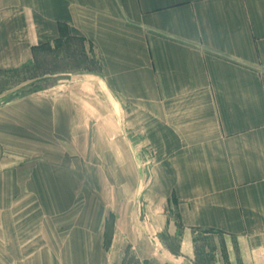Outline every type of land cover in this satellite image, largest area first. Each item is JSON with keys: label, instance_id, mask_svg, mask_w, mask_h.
<instances>
[{"label": "crops", "instance_id": "1", "mask_svg": "<svg viewBox=\"0 0 264 264\" xmlns=\"http://www.w3.org/2000/svg\"><path fill=\"white\" fill-rule=\"evenodd\" d=\"M52 42L58 58L80 44L118 101L146 112L147 137L174 156L182 223L210 231L217 264H264V0H0V70ZM51 218L29 244L3 222L0 264L67 250L85 264L90 217L73 244Z\"/></svg>", "mask_w": 264, "mask_h": 264}, {"label": "rangeland", "instance_id": "2", "mask_svg": "<svg viewBox=\"0 0 264 264\" xmlns=\"http://www.w3.org/2000/svg\"><path fill=\"white\" fill-rule=\"evenodd\" d=\"M71 49L58 58L46 43L0 70V226L29 244L53 217L60 243L73 244L83 233L72 223L89 216L85 264H217L210 231L182 223L174 156L147 137L146 112L118 101L99 59ZM57 254L69 264L74 251Z\"/></svg>", "mask_w": 264, "mask_h": 264}]
</instances>
